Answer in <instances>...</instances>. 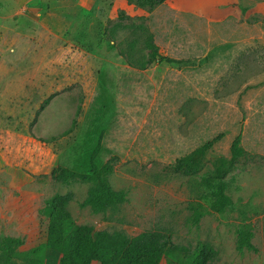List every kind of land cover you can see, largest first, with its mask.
Wrapping results in <instances>:
<instances>
[{"label":"rangeland","instance_id":"rangeland-1","mask_svg":"<svg viewBox=\"0 0 264 264\" xmlns=\"http://www.w3.org/2000/svg\"><path fill=\"white\" fill-rule=\"evenodd\" d=\"M135 2L0 0V237L23 239L21 252L46 245L51 264L70 257L72 235L41 215L70 194L73 220L95 228V245L104 232L157 231L192 250L210 243L215 264H264V0ZM149 42L163 60H151ZM96 102L109 110L108 182L126 195L105 213L83 206L93 183L52 177ZM239 135L245 156L226 177L232 204L219 213L201 198ZM210 142L196 175L176 170ZM192 202L204 206L199 225ZM242 225L257 253L237 251Z\"/></svg>","mask_w":264,"mask_h":264},{"label":"trees","instance_id":"trees-1","mask_svg":"<svg viewBox=\"0 0 264 264\" xmlns=\"http://www.w3.org/2000/svg\"><path fill=\"white\" fill-rule=\"evenodd\" d=\"M166 1L136 0L134 4L141 9L153 10ZM149 47L154 49L150 55L151 60H157L160 57L158 48L150 42ZM163 59L160 57V60ZM82 114L83 109L80 106L73 123L74 127L78 126V117ZM108 114L109 110L105 106L97 102L91 105L86 112L84 128L73 153L52 171L53 179L60 183L69 184L73 180L93 183L83 206H89L95 213H105L126 201L124 192H117L110 186L108 182L110 172L105 170L103 165L102 150L103 140L107 134ZM71 132L72 130H69L50 141H57ZM221 137L219 136L217 140ZM212 145L213 143L210 142L193 154L181 158L176 170L188 176L196 175L202 167V158ZM231 153L230 159L221 157L216 161L212 177L206 182L210 192L201 198L205 202H210L212 208L219 213H224L232 204L227 194L229 184L226 177L245 156L241 135L234 140ZM72 200L73 196L70 194L56 195L49 199L41 210V215L49 220L51 226L60 228L64 234L72 235V253L68 258H57L58 264H88L95 257L99 259L100 264H163L164 261L168 264H215L219 256V252L208 242L199 243L192 250L175 244L169 236L157 231H146L134 237L123 232H104L95 245L92 241L95 228L75 224L69 210ZM203 208V204L199 202L190 203L189 220L193 225L200 224L204 215ZM253 238L254 232L251 226L242 225L237 231V251L257 253L259 250L253 244ZM24 245L25 242L21 238L1 236L0 260H5L6 264H16V260H21L23 264H51L48 256L52 250L46 245L21 252L19 249Z\"/></svg>","mask_w":264,"mask_h":264}]
</instances>
